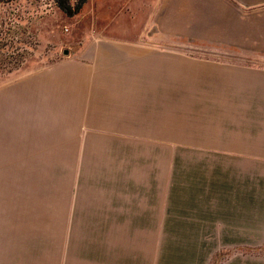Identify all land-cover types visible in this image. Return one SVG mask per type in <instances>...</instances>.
<instances>
[{
    "label": "crops",
    "instance_id": "1",
    "mask_svg": "<svg viewBox=\"0 0 264 264\" xmlns=\"http://www.w3.org/2000/svg\"><path fill=\"white\" fill-rule=\"evenodd\" d=\"M160 7L164 35L92 40L0 87V264H211L234 236L264 245V86H193L205 61L159 44L264 42V0ZM252 108L258 151L235 127ZM220 154L260 156L258 196L245 174L221 186Z\"/></svg>",
    "mask_w": 264,
    "mask_h": 264
},
{
    "label": "rangeland",
    "instance_id": "2",
    "mask_svg": "<svg viewBox=\"0 0 264 264\" xmlns=\"http://www.w3.org/2000/svg\"><path fill=\"white\" fill-rule=\"evenodd\" d=\"M75 1L71 0L72 3ZM160 14V0H86L80 11L71 16L66 15L54 0L0 2V51L5 56L0 59V87L78 57L83 47L92 40L105 37L136 40L139 35L152 34L162 36L163 29L155 25ZM166 38L164 43L159 44H170L172 49L202 59L209 66L204 67V73L193 86H264V42L238 47L200 40H180L169 35ZM252 112L257 113L258 108H252ZM243 118H247L246 122L235 124L236 134H251V148L258 151V113ZM227 141L220 140L219 145L228 146ZM178 157L184 156H173ZM210 157L219 164L221 186H227L228 183L233 187L238 183L243 184V181L238 180L245 174L246 186L250 182L252 194L258 196V154H220ZM234 176L236 183L232 182ZM252 205L258 206V202H252ZM204 237L205 242L210 243L218 242L219 239L220 242L226 241L222 240V235ZM234 237L235 247L219 251L211 264L229 255L237 258L246 255L247 259L251 256V264H259L260 256L264 255V245L258 242L259 237L252 236V245L240 244V236Z\"/></svg>",
    "mask_w": 264,
    "mask_h": 264
},
{
    "label": "trees",
    "instance_id": "3",
    "mask_svg": "<svg viewBox=\"0 0 264 264\" xmlns=\"http://www.w3.org/2000/svg\"><path fill=\"white\" fill-rule=\"evenodd\" d=\"M8 1H12V0H0V2H8ZM54 1L57 4V6L66 15L71 16V15H74L80 11L82 5L84 4V2L86 0H76L75 3H72L71 0H54ZM16 43H18V41ZM10 47H12V46H10ZM0 49H2L1 46H0ZM3 55L4 54L1 53V51H0V59H2V58L4 59L5 56H3Z\"/></svg>",
    "mask_w": 264,
    "mask_h": 264
},
{
    "label": "water",
    "instance_id": "4",
    "mask_svg": "<svg viewBox=\"0 0 264 264\" xmlns=\"http://www.w3.org/2000/svg\"><path fill=\"white\" fill-rule=\"evenodd\" d=\"M64 52L67 53V50H65Z\"/></svg>",
    "mask_w": 264,
    "mask_h": 264
}]
</instances>
